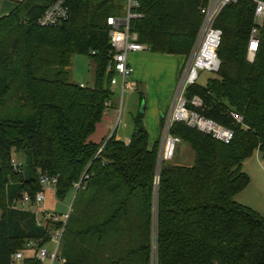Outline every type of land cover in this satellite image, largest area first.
Masks as SVG:
<instances>
[{
    "label": "trees",
    "instance_id": "16d2710c",
    "mask_svg": "<svg viewBox=\"0 0 264 264\" xmlns=\"http://www.w3.org/2000/svg\"><path fill=\"white\" fill-rule=\"evenodd\" d=\"M53 1L18 0L0 15V264H13L19 250L23 264H44L37 252L60 229L58 258L66 264H264V217L235 199L249 182L243 162L264 157V20L255 59L247 60L253 0L221 10L220 69L186 91L201 97L200 114L234 131L232 140L175 121L171 133L195 159L160 169L159 140L150 145L142 112L129 142L115 134L92 139L112 104L108 18L121 14L122 2L69 0V19L42 26L38 18ZM206 3L140 0L143 16L131 29L150 51L188 58ZM75 54L94 58L92 85L71 81ZM44 174L58 177V198L76 190L66 222L37 217ZM25 194L31 200L23 204ZM30 242L36 246L25 256Z\"/></svg>",
    "mask_w": 264,
    "mask_h": 264
},
{
    "label": "built area",
    "instance_id": "2783aa9c",
    "mask_svg": "<svg viewBox=\"0 0 264 264\" xmlns=\"http://www.w3.org/2000/svg\"><path fill=\"white\" fill-rule=\"evenodd\" d=\"M239 0H207V3L200 7L203 15V21L199 29L193 50L186 62L180 81L175 93L174 101L169 112L163 115V127L158 147V169H160L164 161L171 160L175 154L177 139L171 133V127L175 121L184 122L190 126L196 127L198 130L210 133L215 138L228 143L234 136V131L212 119L200 114L196 107L203 104L202 99L198 95L188 98L186 91L188 86L198 82L200 71L207 70L210 72H218L221 66V59L218 55V48L221 43L223 31L214 25L215 19L221 10L228 4L238 2ZM124 4L123 13L108 18L111 25L109 31L111 58L109 68L114 71L111 83L112 86L120 84L122 89L135 88L133 83L127 81L134 72V67L129 61L131 52L141 51L147 46L139 41L138 33L131 29L132 20L142 17L143 12L139 10L140 0H122ZM255 4L254 25L251 28L249 43L247 48V60L252 62L255 59L260 43V26L264 20V0H253ZM71 14L69 0H54L39 16L38 23L42 26H53L69 19ZM241 121L242 118L234 114ZM102 150V146L99 152ZM15 169H18V162L13 160ZM20 170V169H19ZM40 182L42 189L34 196L37 211L43 214V218H50L54 221L63 220L66 222L68 214L60 216L55 213L46 212L43 204L46 199L45 190L52 188L56 191L58 177L54 175H41ZM159 183V176L155 177V185ZM79 187V183L75 184ZM31 200L29 194H25L23 204ZM71 209V208H70ZM63 229L56 232L53 239L56 242L54 252H50L45 246L39 248L37 257L44 261L50 258L51 262L58 258V248ZM35 243L30 242L27 247L33 249ZM24 252L19 250L13 255V259L22 260Z\"/></svg>",
    "mask_w": 264,
    "mask_h": 264
},
{
    "label": "rangeland",
    "instance_id": "374dc122",
    "mask_svg": "<svg viewBox=\"0 0 264 264\" xmlns=\"http://www.w3.org/2000/svg\"><path fill=\"white\" fill-rule=\"evenodd\" d=\"M120 1L122 2V0ZM123 9L124 4L121 14L123 13ZM144 51H147L146 54L149 55L144 60L138 62L135 72H133L130 78H127L128 83H133L135 88L127 87L126 89H122L120 84L113 86L112 104L107 108L92 135V139L97 144L103 143L113 134H115L117 139L126 143L129 142L134 130V116L140 112L144 114V124L147 122L150 144H154L161 137L164 123L161 120V114L166 115L172 106L181 79V73L186 66L191 52L188 58L182 55H174L175 57L171 59L162 60L160 57L164 55L154 53L149 49ZM95 65L93 57L86 54H75L72 57L69 68L71 81L92 85ZM214 74V72L207 70L200 71L198 83L201 85L206 84L207 80ZM173 81H177L174 87L172 85ZM27 113L24 112L23 115L26 116ZM13 114L15 113L13 112ZM160 121L162 122L161 127ZM23 158V152L15 154L17 161ZM194 159L195 152L190 144L177 138L175 154L171 161L190 164L194 162ZM242 169L249 176V182L236 195L235 199L239 203L256 210L264 217V157L260 153L257 155L256 152L243 162ZM75 191L74 188H71L63 198H58L55 196L54 189L47 188L45 190L46 200L43 204L44 209L46 212L57 213L60 216L69 213V207L73 202ZM34 209L37 211L36 206ZM40 215L43 216L42 213ZM45 247L50 252H54L56 242L52 240L46 243ZM32 254L33 251L31 249L25 252V256H31ZM56 260H59V258ZM21 261L15 260L13 264H21ZM43 262L44 264H51L50 258H46Z\"/></svg>",
    "mask_w": 264,
    "mask_h": 264
},
{
    "label": "crops",
    "instance_id": "0c3cea01",
    "mask_svg": "<svg viewBox=\"0 0 264 264\" xmlns=\"http://www.w3.org/2000/svg\"><path fill=\"white\" fill-rule=\"evenodd\" d=\"M17 1L18 0H0V15H3V14H7L9 11H11L14 7H15V5H16V3H17ZM146 49H148V48H146ZM146 49H144V50H146ZM144 50H141V51H136V52H131L130 54H129V61H130V63L132 64V66L134 67V72H135V68H136V65L138 64V62L140 61V60H144L145 59V57L147 56V55H149V54H146L147 53V51H144ZM162 55H164V56H162V57H165V58H162V57H160V59H162V60H166V59H171L172 57H175L174 55L175 54H162ZM183 56V55H182ZM175 81V80H174ZM172 82V85H173V87H174V85L176 84V82ZM81 84H83V83H81ZM113 87V86H112ZM113 89H114V87H113ZM172 93H173V91H172ZM160 112H162V111H160ZM162 118H163V113L161 114V120H162ZM162 124V122L160 121V127L162 126L161 125ZM145 126H146V128H147V122H145ZM147 130H148V128H147ZM158 140H160V138L158 139ZM157 141V140H156ZM155 141V142H156ZM154 142V143H155ZM151 145V144H150ZM153 145V144H152ZM260 152H257V155L259 154ZM23 159H19V161H22ZM54 192H55V190H54ZM46 195V194H45ZM55 196H56V193H55ZM46 200V199H45ZM72 205V204H71ZM71 205H70V207L69 208H71ZM44 208V207H43ZM36 213H37V217H38V219L39 220H41L42 219V217L43 216H41L40 215V213H38L37 211H36ZM57 214V213H56ZM54 241V240H53ZM22 263L21 264H23V260L21 261ZM51 264H66L65 263V261L63 260V259H59V260H55V261H53V262H51Z\"/></svg>",
    "mask_w": 264,
    "mask_h": 264
}]
</instances>
